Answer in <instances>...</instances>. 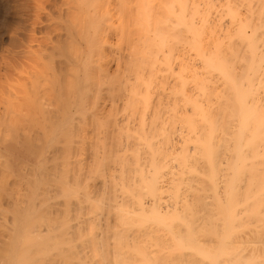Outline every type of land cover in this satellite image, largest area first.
<instances>
[{
	"label": "clouds",
	"instance_id": "1",
	"mask_svg": "<svg viewBox=\"0 0 264 264\" xmlns=\"http://www.w3.org/2000/svg\"><path fill=\"white\" fill-rule=\"evenodd\" d=\"M0 264H264V0H0Z\"/></svg>",
	"mask_w": 264,
	"mask_h": 264
}]
</instances>
